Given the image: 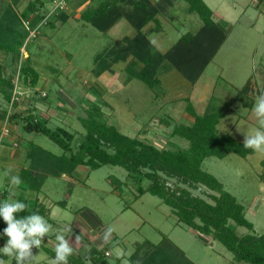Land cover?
I'll list each match as a JSON object with an SVG mask.
<instances>
[{
	"label": "rangeland",
	"instance_id": "1",
	"mask_svg": "<svg viewBox=\"0 0 264 264\" xmlns=\"http://www.w3.org/2000/svg\"><path fill=\"white\" fill-rule=\"evenodd\" d=\"M101 1L63 0L60 3L63 10L77 18L40 26L35 37L26 39L27 50L22 52V60L30 55L31 65L40 76L35 90H44L42 93L49 96L42 105L36 99L33 102L37 105L38 116L49 119L50 127L65 126L76 132L73 142L76 148L86 132L80 117L87 116V108L93 102L104 105L108 123L161 148L188 146L187 140L171 135L177 123L193 122V116L186 110L187 98L199 114L206 110H220L223 115L219 129L242 142L246 133L251 134L259 128L253 106L243 103L238 94L249 80L247 100H252L254 105L256 98L264 93V0H205L217 14V21L226 29L227 38L220 50L195 84L166 61L159 69L161 84L153 89L134 77L141 64L133 56L114 64L113 69L96 74V55L115 43L121 44L125 36L135 33V28L125 18L107 32H101L85 21L84 10L88 6H98ZM26 5L27 0H0V36L3 40L8 41V36L12 38L10 34L15 30L13 37L22 31L26 20L31 27L39 25L40 16L22 15ZM54 5L53 1H47L45 11ZM6 7L13 9L14 17L4 14ZM187 7L185 0H175L170 14L161 16V31H152L154 22L146 26V33L160 51H167L182 33L195 31L202 25L198 13H188ZM10 55V52L0 50V61L7 65L9 75L18 71L8 64ZM21 80L20 85L30 93L31 87L25 86ZM1 94L0 103L7 111L10 100H5ZM26 100L21 108L29 104L28 98ZM161 117L167 118L169 123L160 121ZM19 130L20 136L11 133L5 139H17L21 147L28 150L34 142L54 154L64 152L44 134ZM263 161L264 151H255L246 157L235 152L223 159L211 156L203 163L204 169L216 175L245 206L246 216L254 223L257 234L264 233ZM3 170L0 168L4 173ZM47 176L40 192L26 187L25 192L32 201L39 196L47 206H53L54 201L64 203L53 206L56 222L49 223L50 232L40 248L32 249L36 255L33 264H53L54 256L42 244L54 249L57 233L63 234L70 243L78 234L80 242L73 244V253L83 256L91 245H95L93 241L100 246L108 243V259L118 264H132L128 255L135 250L137 242L145 238L159 242L164 235L198 264H252L235 260L233 253L219 241L205 238L179 222L171 207L160 197L147 192L136 198L138 184L128 179L127 171L121 166L107 164L94 169L82 165L73 175ZM113 178L122 183H112ZM148 183L144 180L142 185L146 187ZM3 184L4 176L0 190ZM237 228L241 233L249 232L244 226ZM4 244L0 242V247ZM3 259L6 264L13 262L9 257Z\"/></svg>",
	"mask_w": 264,
	"mask_h": 264
},
{
	"label": "trees",
	"instance_id": "2",
	"mask_svg": "<svg viewBox=\"0 0 264 264\" xmlns=\"http://www.w3.org/2000/svg\"><path fill=\"white\" fill-rule=\"evenodd\" d=\"M47 1L52 0H30L22 15L27 17L31 14L44 18L49 11L44 9ZM185 1L188 3L186 11L198 13L202 25L195 31L182 33L165 52L155 46L145 28L154 22L152 31H161V16L170 14L175 0H102L98 6H88L84 10L83 19L101 32H107L124 18L135 28V33L132 36H125L121 44L115 43L107 47L102 54L96 55L98 63L96 74L100 75L106 69H113L114 64L133 56L141 64L135 71L134 77L143 80L152 89L161 84L159 69L166 61L189 82L195 84L220 50L227 33L224 26L217 21V14L205 0ZM8 9L4 14L9 13L14 17L13 9L10 7ZM69 18L68 11L62 9L53 14L47 20V24L54 25L56 21L65 23ZM23 27V30L18 31L14 37L13 32L16 30L13 28L15 31L12 30L10 34L12 38L8 36V41L0 36V50L10 52L11 61L8 64L13 66L15 71L19 64H22L21 81L25 86L35 88L40 76L31 65L30 55L24 61L21 60L22 47L30 34V30L25 25ZM15 76L16 74H7V66L0 61V92L7 100L12 98ZM250 82L249 80L239 91L238 98L243 103L253 106L252 100H247ZM26 94L24 89L21 100L14 104L10 122H14L27 132L48 136L64 152L57 155L41 145L31 143L26 154L28 167L24 168L21 174L25 184L40 192L48 174L73 175V172L82 165L94 169L107 164L121 166L127 171L128 179L138 184L136 198L147 192L160 197L171 207L172 213L177 216L179 222L187 224L205 238L219 241L233 253L235 260L264 264V233L255 232L254 223L246 216L245 206L225 188L216 175L203 167L205 159L211 156L223 159L235 152L246 157L255 152L253 149L244 148L242 141L219 129L218 125L223 115L220 110H206L203 114H199L190 98H187L186 110L193 116V122L177 123L171 135L187 140L188 146L161 148L138 135L126 134L114 124L108 123L104 105L93 102L87 108V116L80 117L86 132L76 148L73 145L76 132L65 126L50 127L49 119L35 115L33 102L38 98L46 100L48 94H41L37 89L33 90L30 95L32 104L21 108L20 104ZM160 121L169 123L165 117H161ZM144 180L149 181L146 187L142 185ZM112 183L119 185L122 182L113 178ZM198 190L200 192H196ZM8 195L9 190L4 191L0 201L5 200ZM17 200L27 205L24 211L16 214L17 217L36 212L48 223L56 222L50 217L49 206L42 202L39 196L32 201L23 193ZM56 203L63 205L64 202ZM237 226H244L249 232L241 233ZM5 227L7 224L0 217L2 243L7 242V237L2 235ZM108 246V243L99 247L91 245L86 256L72 253L68 258V264H118L108 259L110 250ZM42 247L55 256L53 249L43 244ZM128 259L132 264H198L166 235L159 242H153L149 238L137 242L135 250L128 255ZM11 264H15V261L13 260Z\"/></svg>",
	"mask_w": 264,
	"mask_h": 264
},
{
	"label": "clouds",
	"instance_id": "3",
	"mask_svg": "<svg viewBox=\"0 0 264 264\" xmlns=\"http://www.w3.org/2000/svg\"><path fill=\"white\" fill-rule=\"evenodd\" d=\"M253 112L258 118L259 128L253 133L244 135L243 147L255 151H264V93L260 94L253 105ZM18 175L12 176V185L20 183ZM14 193H10L9 198L0 201V217L7 224L2 230V235L7 237V242L0 247V264H6L3 257H9L15 264H33L35 256L32 249L40 248L45 236H48L51 225L40 214H32L17 217L18 212L27 208L26 203L13 199ZM57 241L53 251L55 256L53 264H68V258L73 253V244L79 243L80 236L74 237V242L70 243L61 233L55 236Z\"/></svg>",
	"mask_w": 264,
	"mask_h": 264
},
{
	"label": "crops",
	"instance_id": "4",
	"mask_svg": "<svg viewBox=\"0 0 264 264\" xmlns=\"http://www.w3.org/2000/svg\"><path fill=\"white\" fill-rule=\"evenodd\" d=\"M29 1L30 0H27V4L29 3ZM8 10H9L8 7L4 8V12H6ZM19 11H21V10H19ZM68 13L70 14V17L77 18L72 13H70V12H68ZM3 56H5V55L3 54ZM5 59H6V56H5ZM33 90H35V88H30V93H29V91H27L26 97L24 98V100L22 101V103L20 105H23V103H25V100L27 98L29 100V104L27 106H30L32 104V98H31L30 95L32 94ZM37 90H39V88ZM43 91H41V94H43L42 93ZM1 95H2V97H4L3 94H1ZM38 101L41 104V103H46L47 100H43L42 99V101H40V98H38ZM26 103H27V100H26ZM35 105L36 104H34V113H35V115H38V113H37V111L35 109V107L37 105L36 106ZM1 110H2V112H1ZM3 110H4V107L0 103V123L3 122V120H4V118H3V116H4ZM60 118L62 120H64L63 116H61ZM11 127H12L11 133H15L16 135L20 136V132L21 131L19 130V126L17 124H14V122L13 123L11 122ZM10 134H8V135L4 136L2 139H0V168L2 170L4 169L5 171L7 170L6 172L3 170L4 173L2 171H0V181H3V176H4V184H3L4 187H3V189L0 190V195H2V193L4 191L9 190V195H10V193H14L12 198L17 200L18 197L21 194H23V193L28 196V193H26L25 190H24L25 187L29 188V189H32L31 186L25 184V182L21 179L22 170L24 168L28 167V162L29 161H28V158H27V155H26L28 148L24 149L23 147H21V145H20V143H19V141L17 139H13L12 141L10 140V138L5 139V137L10 136ZM74 172H76V170ZM14 175H18L20 177V181H21L18 185H15V186L12 185V183H11L12 176H14ZM7 183L10 184V185L7 186ZM22 189H23V191H21ZM34 192L37 193V191L35 189H34ZM9 195H8V197L6 199L9 198ZM42 202H44V201H42ZM56 202L57 201H54L53 206L57 205ZM53 206H49V208H50V217L55 220L56 217L53 216V211H54L55 208ZM92 244H95L98 247L100 246L99 244H97L94 241H93ZM109 252H110V250H109Z\"/></svg>",
	"mask_w": 264,
	"mask_h": 264
},
{
	"label": "built area",
	"instance_id": "5",
	"mask_svg": "<svg viewBox=\"0 0 264 264\" xmlns=\"http://www.w3.org/2000/svg\"><path fill=\"white\" fill-rule=\"evenodd\" d=\"M52 1L54 2L55 5L52 6V9H49L47 15L40 20L39 25H33V27H31V23L29 22V20L25 21L26 27L30 30V34L28 38L35 37L37 35L36 33L39 31V28H41L40 26L47 24V20H49L53 14L57 13L59 10L64 9V7L60 5V3H63V0H59L60 2H58V0H52ZM27 46L28 45H27V40H26L25 44L22 47V52L27 50ZM21 65L22 64L20 63L18 66L16 77L14 78V90H13L12 98L10 101V108L4 114L3 122L0 123V139H2L4 136L11 133L12 127H11V122H10V115L14 108V104L16 102H19L22 98L21 95L24 94V89L23 87H21L20 82H19L20 80L19 70H21Z\"/></svg>",
	"mask_w": 264,
	"mask_h": 264
}]
</instances>
